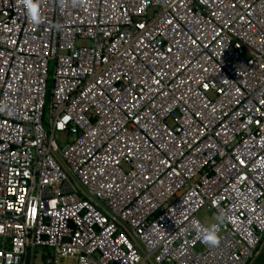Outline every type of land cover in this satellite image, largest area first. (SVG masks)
I'll list each match as a JSON object with an SVG mask.
<instances>
[{
    "label": "built area",
    "instance_id": "1",
    "mask_svg": "<svg viewBox=\"0 0 264 264\" xmlns=\"http://www.w3.org/2000/svg\"><path fill=\"white\" fill-rule=\"evenodd\" d=\"M33 2L0 0V264H248L264 0Z\"/></svg>",
    "mask_w": 264,
    "mask_h": 264
},
{
    "label": "clouds",
    "instance_id": "2",
    "mask_svg": "<svg viewBox=\"0 0 264 264\" xmlns=\"http://www.w3.org/2000/svg\"><path fill=\"white\" fill-rule=\"evenodd\" d=\"M24 4L30 17L34 21L38 20L37 5L33 2V0H24ZM215 219L217 223L209 224L207 227L202 226V231L204 233L203 240L205 244L215 245L216 243H218L217 230L221 218L216 217Z\"/></svg>",
    "mask_w": 264,
    "mask_h": 264
},
{
    "label": "rangeland",
    "instance_id": "3",
    "mask_svg": "<svg viewBox=\"0 0 264 264\" xmlns=\"http://www.w3.org/2000/svg\"><path fill=\"white\" fill-rule=\"evenodd\" d=\"M198 218H199V220H200L201 222H203L206 226H208L209 224H213V223L216 221V219H215V218H216L215 215H214L212 212H210L209 210H207V209L201 211V212L199 213V215H198ZM48 256H50V255H48ZM48 256H47V257H48ZM47 257H46V258H47ZM50 257H52V256H50ZM46 258H45V259H46ZM56 260L59 261V259H56ZM56 260H53L51 264H74V263L72 262V260H70V259L65 260L64 262L60 260V261L57 262V263H56ZM41 262H42V259H41L40 255H37V261H36V264H40ZM141 264H151V263L143 262V263H141Z\"/></svg>",
    "mask_w": 264,
    "mask_h": 264
},
{
    "label": "crops",
    "instance_id": "4",
    "mask_svg": "<svg viewBox=\"0 0 264 264\" xmlns=\"http://www.w3.org/2000/svg\"><path fill=\"white\" fill-rule=\"evenodd\" d=\"M37 255H40L41 259H43L44 255L45 256H48V255L52 256V252L47 251V250L44 252L38 251ZM248 264H264V236L262 237V240L260 242V245L258 247V250H257L255 257Z\"/></svg>",
    "mask_w": 264,
    "mask_h": 264
},
{
    "label": "trees",
    "instance_id": "5",
    "mask_svg": "<svg viewBox=\"0 0 264 264\" xmlns=\"http://www.w3.org/2000/svg\"><path fill=\"white\" fill-rule=\"evenodd\" d=\"M45 251H46V250H45ZM42 252H43V251H42ZM37 253H38V252H37ZM39 254H40V253H39ZM46 257H47V256L44 255V256H43V259H45Z\"/></svg>",
    "mask_w": 264,
    "mask_h": 264
}]
</instances>
